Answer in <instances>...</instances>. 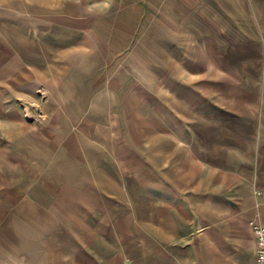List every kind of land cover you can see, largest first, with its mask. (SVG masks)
I'll use <instances>...</instances> for the list:
<instances>
[{
  "label": "rangeland",
  "instance_id": "obj_1",
  "mask_svg": "<svg viewBox=\"0 0 264 264\" xmlns=\"http://www.w3.org/2000/svg\"><path fill=\"white\" fill-rule=\"evenodd\" d=\"M257 130L264 0H0V264L93 229L78 191L101 179L137 205L165 136L213 150ZM127 215L137 255L142 214Z\"/></svg>",
  "mask_w": 264,
  "mask_h": 264
},
{
  "label": "crops",
  "instance_id": "obj_2",
  "mask_svg": "<svg viewBox=\"0 0 264 264\" xmlns=\"http://www.w3.org/2000/svg\"><path fill=\"white\" fill-rule=\"evenodd\" d=\"M227 133L213 150L177 143L168 149L165 136L157 162L143 164L153 172L137 205L129 189L124 201L114 199L112 178L78 191L94 200L79 211L94 209V228L69 226L52 240L30 241L23 264H257L250 225L264 227V132ZM130 211L142 214L137 255L135 232L119 221Z\"/></svg>",
  "mask_w": 264,
  "mask_h": 264
},
{
  "label": "built area",
  "instance_id": "obj_3",
  "mask_svg": "<svg viewBox=\"0 0 264 264\" xmlns=\"http://www.w3.org/2000/svg\"><path fill=\"white\" fill-rule=\"evenodd\" d=\"M250 228L254 237L256 262L264 264V227L252 222Z\"/></svg>",
  "mask_w": 264,
  "mask_h": 264
}]
</instances>
